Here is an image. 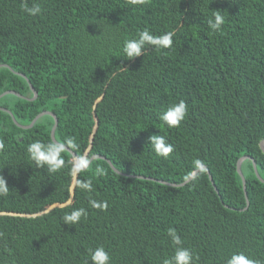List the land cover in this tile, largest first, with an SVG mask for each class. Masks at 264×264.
Masks as SVG:
<instances>
[{"label": "trees", "instance_id": "obj_1", "mask_svg": "<svg viewBox=\"0 0 264 264\" xmlns=\"http://www.w3.org/2000/svg\"><path fill=\"white\" fill-rule=\"evenodd\" d=\"M25 3L41 12L29 15ZM217 11L220 31L209 26ZM145 29L173 32L172 46L145 45L129 59L125 41ZM0 64V94L21 95L0 97L9 187L0 196V264H92L90 250L101 246L111 264H163L177 247L193 264H227L235 253L264 264V182L251 159L240 165L245 190L236 170L249 156L264 180V0H0ZM180 101L185 119L169 128L161 116ZM2 108L22 125L52 112L57 142L72 138L77 156L102 155L122 174L93 158L73 175L67 150L61 170L38 168L27 148L53 142V117L23 129ZM151 135L173 146L167 158ZM195 170L183 185L158 181L180 184ZM88 180L91 192L79 188ZM79 208L87 215L65 224Z\"/></svg>", "mask_w": 264, "mask_h": 264}, {"label": "clouds", "instance_id": "obj_2", "mask_svg": "<svg viewBox=\"0 0 264 264\" xmlns=\"http://www.w3.org/2000/svg\"><path fill=\"white\" fill-rule=\"evenodd\" d=\"M145 2L146 0H129V3L132 5H143ZM23 10L33 16L38 15L41 12V8L38 4H34L33 7L29 8L25 3L23 5ZM224 23V16L217 11L214 13V20L209 22V26L215 31H220L221 26ZM173 35V32H168L163 36L156 37L145 29L139 33L137 39H129L125 41L123 53L129 59H132L142 55L145 45H152L157 49L170 48L173 44ZM186 114L187 105L184 101H180L170 106L162 114L161 119L169 128H177L185 119ZM149 142L151 143L154 152L161 157L167 158L173 151V146L167 143L163 136L151 135L149 137ZM4 147L5 145L3 141H0V151H3ZM68 147L76 149L78 146L72 138H68L64 142H49L47 144L37 140L28 146L27 151L30 155V159L38 168L47 166L49 172L55 173L65 166V159L62 156V153H64ZM90 164L91 161L89 158L83 155L76 157L72 167L73 175H78L79 173L86 171L90 167ZM96 172L99 175L105 174L104 169L99 167L96 168ZM79 188L86 192L93 191L91 180L79 182ZM8 193L9 187L7 181L3 175H0V196H7ZM90 203L93 208H99L101 210H106L108 207L107 202H97L92 200ZM86 215L87 212L84 208L73 210L70 214H65L63 218L64 223L75 225ZM2 235L3 233H0V236ZM168 235L171 237L172 242L175 245H181L182 241L174 229H169ZM90 253L92 264H111V258L102 246L90 250ZM163 264H193V254L187 248L177 247L174 256H172L171 259H165ZM227 264H258V262L249 259L243 253H235L228 259Z\"/></svg>", "mask_w": 264, "mask_h": 264}, {"label": "water", "instance_id": "obj_3", "mask_svg": "<svg viewBox=\"0 0 264 264\" xmlns=\"http://www.w3.org/2000/svg\"><path fill=\"white\" fill-rule=\"evenodd\" d=\"M0 66H7V65H6V64H0ZM18 74H20V73H18ZM21 75H22V74H21ZM23 76H24V75H23ZM30 89H31L32 92H33V97H31V98H29V99H33L34 97H36V91L34 90V88H33L32 86H30ZM7 93H13V94H15V95L21 96L20 94L14 92V91H12V90H7V91L2 92V93L0 94V97L3 96V95H5V94H7ZM2 109L6 110V111L12 116L11 112H10L8 109H6V108H2ZM45 114H50V115L53 117V119H54L53 125H52L51 130H50V137H51V139H52L53 142H57L56 139L54 138V131H55V128H56V125H57V118L55 117V115H54L52 112H50V111H42V112L38 113V114H37V115L31 120V122H30L28 125H22V124L17 123V122L15 121V119H14L13 116H12V119H13L14 123H15L17 126L23 128V129H26V128L31 127V126L35 123V121H36L37 119H39L41 116H43V115H45ZM259 146H260L261 150L264 152V139H262V140L260 141ZM66 150H67V151L73 156V159H74V162H75V158L78 157V156H77L72 150H70L69 148H67ZM93 158H102V159H105V160L109 163V165L111 166V168H112L115 172H117V173H119V174H122L121 172H119V171H118V170L112 165V163L110 162V160L107 159V158H105L104 156H102V155H98V154H96V155H92V156L89 158L90 161H91ZM247 158H248V159H251L252 166H253V170H254L256 176H257L261 181L264 182V180L261 179L260 176L258 175V172H257L256 165H255L254 160H253L251 157H249V156H242V157H240V158L238 159V161H237V164H236V170H237L238 174H239L240 177H241L242 184H243V190H245V179H244V176H243V174H242V172H241L240 165H241V162H242L244 159H247ZM201 167H202L203 169H206L204 165H202ZM196 171H197V170L193 171V172L190 174V176L188 177V179H187L186 181L180 183V184L169 183V182L162 181V180H158V181L161 182V183H165V184L171 185V186H179V185H183L184 183H186L187 181H189V180L195 175ZM125 175H127V174H125ZM130 176H133V175H130ZM208 176H209V179L211 180V183L213 184L212 177H211V175H210L209 173H208ZM137 177H143V176H137ZM154 180H156V179H154ZM244 194H245V192H244ZM70 200H71V198H70ZM70 200H69L68 202H70ZM68 202H67V203H68ZM246 204H248V201H246ZM59 205H60V204H55L54 206H59ZM246 206H247V205H246Z\"/></svg>", "mask_w": 264, "mask_h": 264}]
</instances>
